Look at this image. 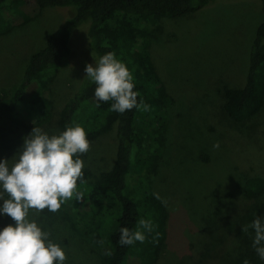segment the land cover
Listing matches in <instances>:
<instances>
[{
    "label": "rangeland",
    "instance_id": "374dc122",
    "mask_svg": "<svg viewBox=\"0 0 264 264\" xmlns=\"http://www.w3.org/2000/svg\"><path fill=\"white\" fill-rule=\"evenodd\" d=\"M12 2L5 1L3 13L18 9L28 16L15 19L8 31L0 23V98L21 80L29 57L74 13L72 7H55L29 14L22 1L16 0L15 9ZM263 22L261 0H215L192 15L162 19L151 39V55L171 98L159 118L168 133L150 183L169 216L168 238L157 264H264L252 247L254 232L242 231L255 215L264 218V191L250 199L243 193L248 178L264 180V106L241 122L223 110V90L245 82L250 48ZM87 28L85 24L73 32L68 64L47 81L53 101L48 121L16 126L0 111V148L18 149L33 127L49 136L58 133L63 105L86 75L85 66L98 60ZM216 142L219 149L213 148ZM89 144L87 153L79 155L84 166L109 169L115 128ZM34 211L30 219L64 250V264H102V245L75 228L76 211L69 201L55 213ZM8 225L15 222L0 215V231ZM123 264H131L129 258Z\"/></svg>",
    "mask_w": 264,
    "mask_h": 264
},
{
    "label": "trees",
    "instance_id": "16d2710c",
    "mask_svg": "<svg viewBox=\"0 0 264 264\" xmlns=\"http://www.w3.org/2000/svg\"><path fill=\"white\" fill-rule=\"evenodd\" d=\"M5 1L0 0V18L5 19H0V23L4 22L5 31H8L15 19L28 15L18 9L12 14L3 13ZM11 1L15 9L16 0ZM20 1L30 9L29 14L55 7H72L74 13L48 36L43 48L29 57L21 80L0 98L1 113L16 126H38L48 121L53 101L47 81L68 64L72 34L87 24L93 54L99 59L108 52L114 53L133 77V91L139 94L138 105L142 102L150 107L144 111L138 106L123 114L111 111L114 101H97L94 97L96 85L86 75L63 105L57 121L58 133L54 135L76 125L84 128L89 142L113 128L116 135L110 168L94 171L84 166L82 169L77 191L83 193V198L77 200L74 195L69 200L76 211L74 226L102 245V264H123L127 258L131 264H157L168 238L169 216L150 183L158 172L168 133L167 123L160 124L159 118L171 98L165 76L151 55V39L160 30L162 19L192 15L215 0ZM261 8L264 14V0H261ZM223 96V110L234 122L247 120L263 108L264 22L256 29L244 84L225 88ZM21 146L16 150L0 148V161H3L1 158L10 161ZM263 191L264 180L259 177L244 182L246 198H256ZM139 219L151 220L154 231L146 233L144 243L121 246L118 243L121 227L135 230ZM156 233H159L158 238ZM106 250L111 255H105Z\"/></svg>",
    "mask_w": 264,
    "mask_h": 264
},
{
    "label": "clouds",
    "instance_id": "9594fccd",
    "mask_svg": "<svg viewBox=\"0 0 264 264\" xmlns=\"http://www.w3.org/2000/svg\"><path fill=\"white\" fill-rule=\"evenodd\" d=\"M85 73L96 85L97 101H114L111 111L123 114L138 106L149 110L147 104L138 105L133 77L114 53L108 52L94 64H87ZM89 147L87 134L79 125L52 136L33 127L15 157L0 161V200H3L0 215L15 222V226L8 225L0 231V264H64V250L50 239V232L43 231L30 219V210H35L33 214L45 209L55 213L74 195L77 200L83 198V193L77 191V181L83 176L84 164L77 154L87 153ZM219 147V142L213 145L214 149ZM154 228L151 220L139 219L135 230L121 227L118 243L121 246L144 243L146 233H152ZM250 229L254 232L252 247L264 260V218L255 215L252 223L242 227L245 233ZM105 255L111 252L106 250ZM243 264H249L248 260Z\"/></svg>",
    "mask_w": 264,
    "mask_h": 264
}]
</instances>
